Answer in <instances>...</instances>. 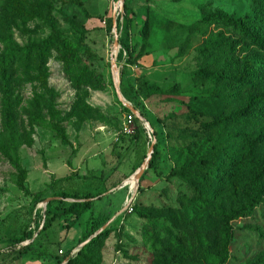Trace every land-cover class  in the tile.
Instances as JSON below:
<instances>
[{"label":"rangeland","instance_id":"1","mask_svg":"<svg viewBox=\"0 0 264 264\" xmlns=\"http://www.w3.org/2000/svg\"><path fill=\"white\" fill-rule=\"evenodd\" d=\"M124 3L136 16L130 42L139 45L130 64L120 58L121 0H0V14L11 11L9 16L15 17L9 48L32 49L33 44L51 39L46 53L30 51L26 61L5 69L0 77V131L4 132L2 91L6 84L17 102L18 134L17 163L0 153V264H58V251L79 250L91 230H95L91 236L105 235L93 248L99 264H170L166 246H175V237L194 226L213 224L208 211L182 202L188 188L171 174L194 156L205 154L211 135L203 123L221 110L216 84L193 77L203 63L198 46L204 39L194 22L214 9L239 17L253 6L249 0ZM110 17L114 27L107 26ZM145 21L149 31L142 44L139 31ZM114 34L118 51L113 48ZM58 40H63L61 46ZM5 50L0 44V54ZM68 51L80 58L84 75L75 78L66 69ZM120 76L119 90L137 114L126 112L117 99L114 79L120 81ZM147 84L161 88L178 84L180 92L148 95ZM55 112L64 118L66 145L36 120L39 115L47 122ZM137 115L152 132L144 127L135 149L118 158L114 144L121 132L134 128L132 118ZM153 150V167H147L135 182L134 173L130 175L133 166L151 157ZM59 191L99 195L90 197L89 208L70 224L71 217L62 212L71 200L55 195ZM37 194L42 201H35ZM252 196L257 204L250 212L229 221L224 264H261L264 260V171ZM47 198L51 200L44 206ZM45 211L56 217L51 227L40 231ZM24 230L31 238L13 246V238L24 235Z\"/></svg>","mask_w":264,"mask_h":264},{"label":"trees","instance_id":"2","mask_svg":"<svg viewBox=\"0 0 264 264\" xmlns=\"http://www.w3.org/2000/svg\"><path fill=\"white\" fill-rule=\"evenodd\" d=\"M178 1V0H174ZM253 9L242 16L233 17L228 13L214 9L194 22L197 33L204 37L198 50L203 63L195 71V79H211L215 84L214 92L220 107V113L203 126L208 133V148L200 157H193L182 167L173 170L171 174L183 181L189 193L182 195V202L206 210L213 216V224L209 227L202 224L181 232L175 237V246L167 245L171 259L170 264H224L227 260V245L231 226L229 221L236 216L246 214L257 204L252 195L262 183L264 171V0H249ZM11 11L0 14V44L6 47L0 54V77L5 69H12L17 62L26 61L25 55L38 50L41 54L48 51L51 39H44L42 44H33L32 49L9 48L11 23L15 17L9 16ZM133 10L123 4L121 11L119 44L120 58L125 64L135 60L138 44H131V28L135 20ZM12 21V22H11ZM112 27V18L106 20ZM119 24L117 23V31ZM149 31L145 21L139 31L142 44L145 43ZM61 46L63 40H58ZM65 66L78 78L84 75L83 64L76 53L68 51L65 54ZM120 76V85L122 84ZM148 95H172L180 92V86L174 84L161 88L155 84H147ZM16 100L10 88L4 84L2 91L3 129L0 131V153L16 164L15 148L18 134L14 122ZM130 114V111L123 106ZM52 130L62 145L68 143L67 134L61 125L64 120L58 112L51 113L49 120L37 115L36 120ZM134 128L130 132H121L114 144L118 158L135 149L144 136L145 128L139 118H132ZM154 137L155 134L152 133ZM149 145V144H148ZM142 161V160H141ZM138 161L130 175L142 163ZM155 161V151L148 162L151 168ZM129 175V176H130ZM21 187V185H19ZM55 195L62 199H70L68 207L62 212L69 215L70 224L89 208V198L99 193L79 195L67 191H59ZM35 201H42L39 194ZM48 204V203H47ZM241 205V206H240ZM239 207V208H238ZM40 231L51 227L56 214L45 211ZM95 230L85 233L84 239L90 237ZM24 235L14 239L13 246L31 238L24 230ZM105 235L97 233L71 257L67 264H99L98 257L93 253L97 242ZM21 248L18 257L24 253ZM72 250V249H71ZM67 250L66 252H70ZM61 262V258L59 259ZM258 262V261H256ZM254 262L253 264H257ZM264 264V260L260 261Z\"/></svg>","mask_w":264,"mask_h":264},{"label":"water","instance_id":"3","mask_svg":"<svg viewBox=\"0 0 264 264\" xmlns=\"http://www.w3.org/2000/svg\"><path fill=\"white\" fill-rule=\"evenodd\" d=\"M121 2H122V6H123V2H124V0H121ZM122 6H121V11H122ZM115 12H116V8H114L113 9V15L115 14ZM115 26V23L113 22V27ZM113 48L115 49V50H117L118 51V48H119V46H118V36H117V34H114V37H113ZM114 57H112L111 58V66H112V69L113 70H115L114 69ZM119 84H120V81L118 80V79H114V87H115V90H116V96H117V99L122 103V105L123 106H125L131 113H133V114H137V110L136 109H134L133 107H132V105H130V103L129 102H127L124 98H123V96H122V94H121V92H120V90H119ZM138 116V118L140 119V120H142L143 122H144V124H145V128H148L151 132H152V129L150 128V126H149V124H148V122L147 121H145L142 117H140L139 115H137ZM149 159H150V155L149 156H147L145 159H144V161L141 163V165L139 166V168H137L136 170H135V172H134V175H133V177H134V179H135V182H137L138 180H139V178L141 177V175H142V173L144 172V170L148 167V162H149ZM51 200V198H47V199H45L44 200V202H43V204H44V206L45 205H47V203L49 202ZM97 233H95L94 235H96ZM91 238V236L89 237V238H87L82 244H81V246H83L89 239Z\"/></svg>","mask_w":264,"mask_h":264},{"label":"built area","instance_id":"4","mask_svg":"<svg viewBox=\"0 0 264 264\" xmlns=\"http://www.w3.org/2000/svg\"><path fill=\"white\" fill-rule=\"evenodd\" d=\"M112 55H115L114 52H112ZM131 117H132V115H129L130 119H131ZM76 251H77V249H72L70 252H66V251H63L62 249H60L58 251V254L61 257V262L59 264H67L69 257H71Z\"/></svg>","mask_w":264,"mask_h":264}]
</instances>
